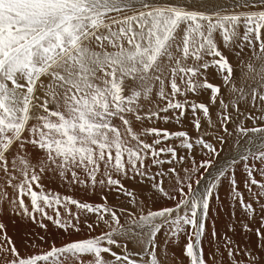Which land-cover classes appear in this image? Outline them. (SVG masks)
<instances>
[{"label": "snow or ice", "instance_id": "6c2138e0", "mask_svg": "<svg viewBox=\"0 0 264 264\" xmlns=\"http://www.w3.org/2000/svg\"><path fill=\"white\" fill-rule=\"evenodd\" d=\"M0 231L8 264H264V0H0Z\"/></svg>", "mask_w": 264, "mask_h": 264}, {"label": "rangeland", "instance_id": "374dc122", "mask_svg": "<svg viewBox=\"0 0 264 264\" xmlns=\"http://www.w3.org/2000/svg\"><path fill=\"white\" fill-rule=\"evenodd\" d=\"M245 59H247V57H245ZM161 124H163V125H161ZM156 126H158L160 128H168L169 130H173V131L177 130V126L175 124H164V123H158L157 124L156 123ZM137 127H139V126L137 125ZM185 127L188 128L189 131H191L190 125L186 124ZM170 143H171V141H170ZM45 184L47 187H52V188L60 191L62 194H74L77 196V198L86 199V200H89V199L90 200H97L98 199V197L86 196L83 192L67 191L66 186L60 187L58 185H48L47 181H45ZM9 193L11 194L10 191H9ZM230 199L231 198L228 196L227 192L222 190L219 193L214 205L212 206V210L210 212V219L216 220L218 227H223V222L227 219V213L229 210ZM110 200H111V197H110ZM222 201H223V203H222ZM112 202L115 203L116 201L113 200ZM237 210L240 211L238 205L236 206V211ZM73 211H75V208L73 209ZM4 223L7 226V236L11 237L12 241L16 244L17 248L21 249L22 254L24 253L22 237L25 235L26 228H31L37 232L40 231L39 228H37L33 225H30V224H27V222L25 223V225H21L18 220L15 223H13V219L10 217H4ZM100 231H101L100 228L96 229V232L93 233V235L99 234ZM3 237H4V232L0 231V245H3L6 247L7 244H6L5 240L3 239ZM185 243H186V240L183 237H181L179 246H176L174 249L171 246L169 247L170 255H171L172 251L174 250L176 255L179 257L181 247ZM42 247L46 249L47 245H44ZM114 250L117 252L121 251L120 249H114ZM207 250L208 249L206 248L205 251L207 252ZM27 251L32 252L33 250L28 249ZM157 251L159 252V249H157ZM11 258H12V256H11L10 252L7 254L0 252V264H8V261ZM105 258L111 259V257H109L107 255L105 256ZM82 259L87 261L88 259H90V257L84 256V257H82ZM73 264H74V262H73ZM181 264H189V262L185 258L181 257Z\"/></svg>", "mask_w": 264, "mask_h": 264}, {"label": "bare ground", "instance_id": "6f19581e", "mask_svg": "<svg viewBox=\"0 0 264 264\" xmlns=\"http://www.w3.org/2000/svg\"><path fill=\"white\" fill-rule=\"evenodd\" d=\"M233 63H234V66L236 65V64H238V61L236 62L234 59H233ZM190 98H195V97H190ZM204 99H206V96L204 97ZM149 107H150V105H149ZM147 123V122H146ZM157 124L158 123H162V122H156ZM161 125H163V124H161ZM156 126V125H155ZM8 191H10V192H12V189H8ZM74 209V208H73ZM236 215L237 216H239L240 215V211L239 210H237L236 211ZM168 255H170V252H168Z\"/></svg>", "mask_w": 264, "mask_h": 264}]
</instances>
